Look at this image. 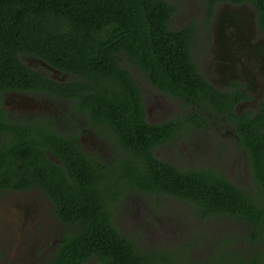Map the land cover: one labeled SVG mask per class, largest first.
I'll list each match as a JSON object with an SVG mask.
<instances>
[{
	"label": "trees",
	"instance_id": "1",
	"mask_svg": "<svg viewBox=\"0 0 264 264\" xmlns=\"http://www.w3.org/2000/svg\"><path fill=\"white\" fill-rule=\"evenodd\" d=\"M249 4L264 29V0H207ZM171 0H0V94L35 90L67 101L62 120L41 117L9 123L0 102V189L41 190L62 230L45 264H188L169 250H143L120 230L114 205L130 192L189 204L200 219L246 221L256 244L220 247L198 264H264V103L242 114L240 86L215 88L201 73L192 46L196 27L172 29ZM60 73L55 80L28 58ZM124 61L141 69L157 89L194 105L169 120L149 123L142 92ZM204 109L226 116L249 159L255 191L242 188L216 167L182 168L155 149L193 127H208ZM79 124L74 127V123ZM83 127L96 130L113 150L110 161L81 143ZM47 152L57 156L49 158Z\"/></svg>",
	"mask_w": 264,
	"mask_h": 264
},
{
	"label": "rangeland",
	"instance_id": "2",
	"mask_svg": "<svg viewBox=\"0 0 264 264\" xmlns=\"http://www.w3.org/2000/svg\"><path fill=\"white\" fill-rule=\"evenodd\" d=\"M171 1L176 12L169 20V26L177 30L188 23L194 24L197 32L193 40V55L201 73L209 77L216 71V48L224 51L228 46L225 45L226 20L231 17V10L236 8L228 1L221 2L210 15L207 0ZM228 41L231 51H235L236 40ZM28 60L31 65L41 62L31 57ZM124 64L133 73L142 92L147 122H163L195 109L193 104L154 87L146 74L132 62L124 61ZM219 66L222 65L219 63ZM59 74L67 77L65 73ZM251 75L257 76L256 73ZM217 88L221 90V87ZM41 101L42 110L46 107L65 111L68 106V102L61 100ZM22 102L33 109V102L29 99ZM9 106L8 109L18 107L15 103ZM247 108L235 111L242 114ZM30 109L24 114L33 115ZM203 112L208 127L191 126L180 136L158 146L156 156L182 168L216 167L242 188L255 191L249 159L240 145L234 124L215 110L203 108ZM59 113L56 112L57 115ZM64 115L59 114V118ZM80 136L88 151L105 161L112 160V146L110 148L96 130L83 127ZM114 220L116 226L134 239L141 249L169 250L182 263H201L217 254L220 247L233 244L242 250L256 246L246 221L226 216L200 219L189 204L167 196L158 202L152 195L130 192L114 205ZM62 225L51 201L40 190H0V264H45L56 248ZM261 244L264 246V240ZM85 264L102 263L93 258Z\"/></svg>",
	"mask_w": 264,
	"mask_h": 264
},
{
	"label": "flooded vegetation",
	"instance_id": "3",
	"mask_svg": "<svg viewBox=\"0 0 264 264\" xmlns=\"http://www.w3.org/2000/svg\"><path fill=\"white\" fill-rule=\"evenodd\" d=\"M231 5L236 9L231 10L232 12L230 15L232 18L230 17L226 20V22L228 21V29L226 32L227 38L225 40V45L228 46L225 48V52L221 51L219 47L216 48L214 57L218 60L215 62L216 71L209 74V77L207 75L206 78L214 87L215 85L221 87V90L231 89L234 85L240 86V89L247 94V97L237 103L235 109L241 110L244 107H248L246 110L257 112L262 103H264V82H260L264 81V29L258 26L257 12L252 5L250 6L246 3H232ZM228 39L232 42L236 40L237 49L235 51H231ZM219 63L222 65L221 67ZM236 63H239V65H235ZM31 66L52 79L62 81L65 79L59 74L60 72L57 69L43 61ZM253 73H256L257 76L253 77L251 75ZM25 99H29V101L33 102V109L32 106L22 102ZM42 99H46L47 101H64L58 97L49 96L35 90H3L0 94V102L4 108V115L9 123L38 120L41 119V117H53L57 120H62V118H64L65 115L59 118V114L67 113L68 109L62 111L43 107L42 110L40 107ZM10 103H15L18 107L16 106L17 108L13 107L8 109L7 107H10ZM19 107H21L22 110H20L21 108ZM29 108L32 109L31 113H33V115L24 114ZM57 111L60 112L58 115L56 114ZM77 121L78 123L73 124L74 127L78 126L79 120ZM6 136L5 130L0 132V145L4 142ZM47 154L50 159L57 160L55 154L50 152H47ZM0 190L22 192L11 189ZM42 193L44 194V192Z\"/></svg>",
	"mask_w": 264,
	"mask_h": 264
}]
</instances>
